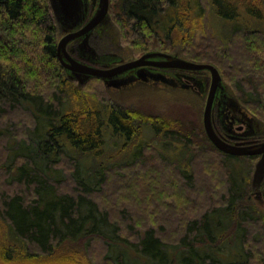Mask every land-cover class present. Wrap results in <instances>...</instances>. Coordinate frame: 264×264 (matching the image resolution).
I'll return each instance as SVG.
<instances>
[{"label": "trees", "instance_id": "1", "mask_svg": "<svg viewBox=\"0 0 264 264\" xmlns=\"http://www.w3.org/2000/svg\"><path fill=\"white\" fill-rule=\"evenodd\" d=\"M248 1L207 0L206 5V0H189L183 6L181 0H113L112 13L126 38L131 35L137 51L148 53L159 45L174 53L181 44L179 54L217 66L233 83L238 102L264 114V63L260 60L264 31L258 30L264 25H255L264 24V6L261 9ZM258 2L264 4V0ZM207 8L213 19L238 24L245 15L252 23L236 25L223 41L225 49L217 52L220 55L211 42H197ZM177 9L185 13L183 25L167 27L168 13ZM172 32L178 38H169ZM57 34L51 0H0V167L10 177L7 183L15 185L8 184L12 189L2 194L0 213L19 255L37 263L52 257L69 262L80 254L77 264H91L88 254L99 241L102 251L107 250L105 264H264V214L247 198L249 180L244 182L243 175L230 171L226 163V159L239 162L241 157L226 155L213 145L209 153L202 142H192V129L186 123L119 106L107 108L118 140L128 144L139 129L151 125L157 136L172 142L191 140L186 160L172 165L164 155L153 153L151 158L150 146L144 144L133 155L123 153L132 158H124L126 163L84 164L86 156L98 159L105 154L107 113L103 109L75 111L80 92L69 82L58 58ZM234 39L251 45L235 54ZM200 78L186 79L205 82ZM26 117L32 126L21 136L19 121ZM198 167L203 175L196 173ZM113 179L120 191L109 189ZM150 183L161 187L158 197L152 198ZM261 191L264 199V183ZM117 201L118 207L122 202L133 204V210L144 206L145 214L134 216L127 207L117 213L118 218L112 217L105 205ZM154 202L160 205L156 216L164 223L146 228L142 236L130 224L138 221L142 226L149 220L156 226L157 218L149 210ZM164 211L175 215L171 220L161 217ZM169 224L174 226L168 229ZM123 231L134 239L123 236ZM111 236L118 240V256L111 255Z\"/></svg>", "mask_w": 264, "mask_h": 264}, {"label": "rangeland", "instance_id": "2", "mask_svg": "<svg viewBox=\"0 0 264 264\" xmlns=\"http://www.w3.org/2000/svg\"><path fill=\"white\" fill-rule=\"evenodd\" d=\"M189 0H181V3L183 6L186 4ZM202 1V0H198ZM260 0H249L248 4L252 6H258L261 9L263 8L264 4H261L258 2ZM116 4L113 2V0H110V15H109V23L107 24V32L105 34V37L103 38V41H95V46L97 47V51L100 54H106L111 53L115 58H105L103 62L109 63L112 62H123L128 63L131 61H134L140 57H142L144 54L143 52L137 51L133 45H132V37L131 35L126 36L124 35L123 30L118 25V23L115 21L114 14L112 13V7ZM206 5H208V2L206 0ZM118 8V7H117ZM206 13L208 15L204 16L202 19L203 21L200 22V30L197 32V42L198 44L202 45V42L209 41L213 44V50L214 52L221 53L225 46H223V41L226 40L227 34H229L230 31H232L235 26L239 24H252L248 18L244 17L242 18L241 22L238 24L223 20L218 17H214L209 11V8L206 9ZM119 13V12H118ZM184 16L185 13L183 10H173L170 13H168L167 17V27L176 26L177 28H180L181 25H183L184 22ZM170 18L172 20L170 21ZM255 24V23H253ZM256 26H263L261 22L255 24ZM204 26V27H203ZM252 26V25H250ZM58 34H57V40L58 43L62 40L64 37V32L59 24H57ZM226 29V30H223ZM122 30V31H121ZM223 30V31H222ZM258 30L264 31V29L258 28ZM215 32V33H214ZM162 38L167 41L165 34H160ZM178 34L176 32H172L169 38L176 39L178 38ZM219 35V36H218ZM133 36V35H132ZM161 39V38H160ZM233 51L236 53H240L238 50L244 47H248L251 44L249 42L241 43L239 39H234L233 42ZM222 46V47H221ZM183 45L179 44V48L174 53L164 51L159 45H156L154 49H151V52H164L173 56H178L184 60L191 61L189 59H186L183 55L179 54V52L182 50ZM237 49V52H236ZM217 53L218 55H220ZM243 53V51H242ZM260 59L262 63H264V54L261 56ZM193 62V61H191ZM207 64V63H203ZM217 67V66H216ZM261 72L264 73V70L261 69ZM188 73H185L184 71H157L155 76L153 78H150L148 81L141 82L139 80H132L130 82L126 83H120V84H112V85H106L102 79L99 78H92L90 81H88L85 85H81L79 82L73 79H69V82L71 84H74L76 86V89L80 92L79 96L81 98V101L75 103V111L80 112V110L85 109L86 111H94L98 109H103L106 111V145L105 149L103 151L104 156L95 159V157L92 156H86L83 158V162L87 167L93 166L96 164L101 163H107L106 166H115L118 165V162L120 163H126L122 162L124 158L128 161L132 160L128 159L123 156V153L126 155H130L128 152H133L137 150L138 145H149L148 147L151 150L153 157V153L159 155L162 157V155L168 157L171 160L172 165H176V162L178 160L185 161L186 160V151L188 143L191 140L186 141H179L175 140L172 142V140L167 139V136L156 135V130L153 126H146L143 127V130H138L137 134L134 136L133 140L130 141L128 144H126L125 139L118 140V137H115L114 134V127L109 122V116L108 115V109L112 106H119L123 109L131 110L135 113H143L149 116L153 117H160L161 120L165 119L168 122L174 121H180L186 123L190 129H192L191 133L186 131L185 133L189 134L193 137L192 142L196 144L202 145V143L205 145V148L208 149L209 153H212L211 146L213 145L211 141L209 140L205 128H204V113L206 108L207 99L209 96V91L211 87V74L210 72H199L196 74L186 75ZM222 76V85L226 89V94L229 97L230 101L233 103V108L230 107V113L233 110H239L243 112V115L245 116V119H247L251 125V128L255 131H257V134L259 135V138L262 142H264V114L263 112H257L254 111V109H249L243 104H240L237 100V94L232 90L233 83L231 84L230 78L224 75L222 72L220 73ZM66 76L68 78V75L66 73ZM188 76H196L200 79H205V82H202L201 80H191L187 81L186 79ZM261 81V80H259ZM96 97V98H95ZM101 99V100H100ZM98 100H100L98 102ZM103 104H101L102 102ZM105 102V103H104ZM77 104V105H76ZM107 104V105H106ZM112 104V105H111ZM109 105V106H108ZM69 108H72L73 105L67 106ZM108 108V109H107ZM107 109V110H106ZM214 114V112H213ZM228 114V113H227ZM20 125L23 126V132L20 131V134H24V130H28L27 127L32 126L29 119L23 118L20 119ZM240 123L236 125V127H239ZM138 128V127H137ZM174 131H177L178 133L181 132V129H173ZM120 135V134H118ZM108 138V139H107ZM123 138V137H122ZM208 140H207V139ZM200 140V142H199ZM202 140V141H201ZM202 142V143H201ZM16 145L14 141H12V146ZM151 145L153 146L151 148ZM214 146V145H213ZM17 153H20V150H16ZM133 152L132 155L135 153ZM155 154V155H156ZM214 154V153H213ZM215 155V154H214ZM2 154H0V160H1ZM252 157H241L239 162H231L230 160L226 159V163L228 161L229 170L234 171V173L238 174V176H242L244 178V182L246 180L248 182L247 185V198L250 200L251 203L256 205L262 214H264V204L259 207L258 200L255 196V189L253 187V175L255 170V165L257 161L259 160L258 157L255 159H251ZM120 160V161H119ZM173 160V161H172ZM127 161V162H128ZM154 160L153 162H155ZM159 163V162H158ZM169 163V164H170ZM232 163V164H231ZM0 164L2 162L0 161ZM157 164V162H156ZM154 165V164H153ZM230 165L231 168H230ZM177 167V166H176ZM235 167V168H234ZM161 168V166H160ZM159 168V169H160ZM2 166L0 167V198L3 193H8L12 188L10 185L15 186L12 183H7L9 176L6 177L7 174H5V171H1ZM202 168H197L196 173L199 174L203 171ZM172 174V173H171ZM203 175V173H202ZM201 175V176H202ZM200 175L197 176V178L201 177ZM64 179V178H63ZM67 179V178H65ZM200 180V179H199ZM198 180V181H199ZM205 180V178H204ZM65 181V180H64ZM67 181V180H66ZM65 181V182H66ZM127 183V182H126ZM8 184H10L8 186ZM125 184V183H124ZM66 185V184H65ZM147 188H153L152 192H150L153 196L152 198L158 197V190L161 189V187L156 186L153 183L147 184ZM10 187V189H9ZM120 188V187H119ZM118 188V183L115 179H113L112 186H109V189H117V191H120ZM18 189H20L18 187ZM154 189H157L153 191ZM262 189V188H261ZM123 191V190H122ZM11 194V192H10ZM135 205H139L137 201L134 203ZM1 205V202H0ZM105 209H111V215L117 216V213L119 211H123V209H127V207H130V209L133 210V204L127 205L123 202L121 203V207H118V201L113 202V205H105ZM108 206V207H107ZM138 207L137 210H133L134 216H141L142 214H145L144 206L143 208ZM160 205H155V202L151 204L149 210L150 213H152L155 218L156 212L158 213ZM144 211V213H143ZM159 214V213H158ZM160 215V214H159ZM172 216L175 215V212H163L161 217H169L170 220L172 219ZM191 215V214H190ZM142 217V216H141ZM144 217V216H143ZM118 218V216H117ZM148 220V218H146ZM4 217H2L0 213V264H57L58 261L59 264H77L78 259L81 257L80 254H78L77 259L76 257H71V261L67 262L66 259L57 260L56 258L52 257L50 259H44L43 261H38L35 263V259H28L24 256H20L18 250H16L13 247V244L10 237L8 235V224L6 222ZM156 226L152 224L151 221H147L145 225L138 226V221L135 223H132L130 225H133L138 228V231L141 232V235L144 236V232L148 228H158L159 226H162L164 223L163 218H157ZM141 223V222H140ZM174 226V224L167 225L168 229H171ZM147 228V229H146ZM123 236L126 238H129L131 240L134 239L133 235L128 231H123ZM113 236H111V239H113L112 245L114 246L112 248V254L113 256H118V251L116 250L115 244L118 243V240ZM102 243L99 241H96L95 244L92 245L91 251L89 252L88 256L91 258V264H105V256L107 255V250L104 247V251L101 248ZM74 251H77V249H74ZM37 252V251H36ZM81 253V252H80ZM82 255V254H81ZM83 256V255H82ZM87 256V257H88ZM69 260V259H68ZM89 264V263H88Z\"/></svg>", "mask_w": 264, "mask_h": 264}, {"label": "water", "instance_id": "3", "mask_svg": "<svg viewBox=\"0 0 264 264\" xmlns=\"http://www.w3.org/2000/svg\"><path fill=\"white\" fill-rule=\"evenodd\" d=\"M55 16L58 15V9L63 13L66 19L73 22L70 29L75 28L81 21V2L80 0H51ZM110 0H101L99 10L96 16L89 24L79 33H69L58 43L57 53L61 65L72 72L74 79L81 85H85L91 78H99L107 82L110 78L120 75L126 71L139 70V80L146 81L148 67H157L164 69H176L188 72H210L211 87L206 103L204 113V128L211 143L222 153L234 157H252L260 156L255 165L253 175V187L255 189L256 199L260 204H264L261 187L264 183V142L258 143L256 146L246 145L244 143L230 144L225 141L216 131L214 126V104L219 92H224L225 87L222 85V76L219 70L211 64H199L184 60L178 56H173L164 52H149L142 57L123 63L113 69H99L89 67L78 63L70 57L66 51L67 45L73 40L86 34L85 44L88 42V33L95 29L109 14ZM65 57V60H64ZM156 58L163 60L156 61Z\"/></svg>", "mask_w": 264, "mask_h": 264}, {"label": "flooded vegetation", "instance_id": "4", "mask_svg": "<svg viewBox=\"0 0 264 264\" xmlns=\"http://www.w3.org/2000/svg\"><path fill=\"white\" fill-rule=\"evenodd\" d=\"M80 2L82 6L81 21L73 29L70 28L73 26L74 23L66 19L63 13L58 9V15L56 17L57 24H59L60 27L62 28L64 32V37L69 33L81 32L89 24V22L96 16L100 7L101 0H80ZM109 15L110 14H108V16L95 29H93L88 33L87 44H85L86 34H84L67 45L66 51L72 59H74L78 63H81L82 65L99 68V69H113L123 64V62H118V63L112 61H110L109 63L103 62L105 58L113 59L115 57L111 53L100 54L96 49L97 47L94 45L95 41H100V40L103 41V38L105 37V34L108 29L107 24L109 23L110 20ZM155 60L161 61L163 59L156 58ZM159 70L175 71L176 69H164V68L162 69L157 67H148L147 68L148 77L146 81H148L150 78H153V76H155V74ZM66 73L69 78L76 80L74 79V76L71 71L66 70ZM139 74H142V72H139V70L137 69L130 70L110 78L107 82H105L104 80L102 81H104L106 85H112L117 83L120 84L126 82L128 83L134 79L139 80ZM225 91L223 93L219 92L217 94L214 104L213 118H214V126L217 133L230 144L244 143L246 145L256 146L258 143H261L262 141L260 140L257 131L251 128L249 121L245 119V116L243 115L242 111L233 110L230 113V107L233 108L232 107L233 103L230 101ZM239 123L240 126L236 127V125ZM252 157L260 158V156H252Z\"/></svg>", "mask_w": 264, "mask_h": 264}]
</instances>
